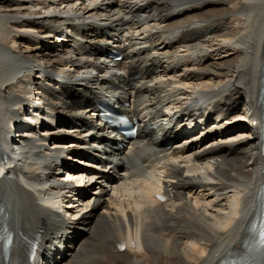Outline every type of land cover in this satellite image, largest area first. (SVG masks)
Masks as SVG:
<instances>
[{"label": "bare ground", "instance_id": "6f19581e", "mask_svg": "<svg viewBox=\"0 0 264 264\" xmlns=\"http://www.w3.org/2000/svg\"><path fill=\"white\" fill-rule=\"evenodd\" d=\"M69 18L80 21L75 31L87 42H49L52 26ZM106 44L120 45L124 59L107 60ZM44 73L57 76L51 91L41 85ZM0 84V148L13 136V121L23 126L22 106L38 88L70 124L51 148L49 139L25 131L6 147L24 152L0 182L8 264H25L37 236L46 264H165L172 257L177 264H227L247 252L264 189V0H0ZM99 96L136 104L129 112L144 133L124 151L94 136L104 134L92 120ZM211 104L232 114L210 113L190 137L180 139L177 122L166 131L175 109L207 113ZM33 110L25 128L45 122ZM156 134L160 145H153ZM170 136L175 143L167 147ZM85 150L96 161L86 163ZM52 159L57 167L78 161L67 165L75 183L98 179L99 196L78 194L69 211L58 212L53 197L76 178L57 176ZM51 181L60 183L55 190ZM84 228L99 242L85 243ZM240 257L232 264H255Z\"/></svg>", "mask_w": 264, "mask_h": 264}, {"label": "rangeland", "instance_id": "374dc122", "mask_svg": "<svg viewBox=\"0 0 264 264\" xmlns=\"http://www.w3.org/2000/svg\"><path fill=\"white\" fill-rule=\"evenodd\" d=\"M197 28V27H196ZM220 28H221V25H220ZM223 28H226V29H229V27L228 26H225V25H223ZM199 31H201L200 30V28H199ZM197 33H199L198 32V30H197ZM51 38V37H50ZM49 42H51V39L49 40ZM53 43V42H52ZM41 47H42V45H40L39 46V48H40V50H41ZM211 63H213V62H211ZM44 86V85H43ZM0 87H1V84H0ZM50 91H51V89L50 88H48ZM65 179V178H64ZM95 191V190H94ZM91 196V195H90ZM88 212H89V210L87 209L86 211H84L83 213H81L80 214V216L77 218V219H80L81 217H83V216H87L88 215ZM99 211H97L96 212V214H97V216L102 212V211H100L99 213H98ZM64 221H66V222H68V223H70V219L69 218H66V220H64ZM86 225V227H89L90 226V224L89 223H87V221H86V223H85ZM82 234H87V231H86V229L84 228L83 230H82ZM89 234V233H88ZM83 235V237H85L86 239H85V243H93V244H95L96 242H99V241H97V240H99V238H98V236L97 235ZM97 239H96V238ZM84 241V240H83ZM82 241H80L79 242V248L80 247H82L83 248V246H85L86 244H81L80 245V243H81ZM102 250H101V255H103L102 254ZM82 258H83V256H82ZM165 264H177V261H176V258L175 257H172V258H170L169 260L167 259V261H166V263Z\"/></svg>", "mask_w": 264, "mask_h": 264}]
</instances>
